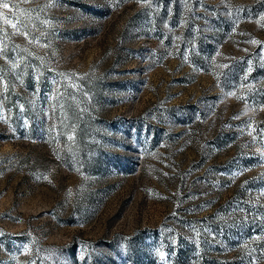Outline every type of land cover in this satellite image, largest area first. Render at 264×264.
I'll use <instances>...</instances> for the list:
<instances>
[{"label": "rangeland", "instance_id": "rangeland-1", "mask_svg": "<svg viewBox=\"0 0 264 264\" xmlns=\"http://www.w3.org/2000/svg\"><path fill=\"white\" fill-rule=\"evenodd\" d=\"M6 2L0 264H264V0Z\"/></svg>", "mask_w": 264, "mask_h": 264}, {"label": "snow or ice", "instance_id": "snow-or-ice-1", "mask_svg": "<svg viewBox=\"0 0 264 264\" xmlns=\"http://www.w3.org/2000/svg\"><path fill=\"white\" fill-rule=\"evenodd\" d=\"M0 5H2L4 8H8L9 4L6 2V0H0ZM13 27H15L16 25H12ZM164 254L161 253V257L163 258Z\"/></svg>", "mask_w": 264, "mask_h": 264}]
</instances>
